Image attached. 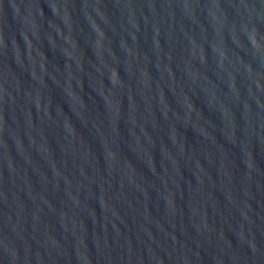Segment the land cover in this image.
<instances>
[{
    "label": "water",
    "instance_id": "95a60500",
    "mask_svg": "<svg viewBox=\"0 0 264 264\" xmlns=\"http://www.w3.org/2000/svg\"><path fill=\"white\" fill-rule=\"evenodd\" d=\"M0 264H264V0H0Z\"/></svg>",
    "mask_w": 264,
    "mask_h": 264
}]
</instances>
